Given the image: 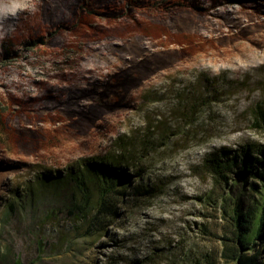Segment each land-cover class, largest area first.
<instances>
[{
	"label": "rangeland",
	"instance_id": "1",
	"mask_svg": "<svg viewBox=\"0 0 264 264\" xmlns=\"http://www.w3.org/2000/svg\"><path fill=\"white\" fill-rule=\"evenodd\" d=\"M58 1L22 0L15 16L0 14V264H224L200 224L222 222L202 201L230 191L223 180L212 189L206 164L236 159L231 175L255 181L254 159L264 154V0L260 12L238 3L213 11L212 21L228 13L249 27L227 24L222 32L234 34L211 39L163 26L177 12L201 16L189 0ZM138 34L160 38L168 57L138 55ZM107 41L120 42L115 54L99 49ZM195 42L214 51L164 70ZM118 152L130 185L147 190L119 199V216L92 240L63 207L66 174ZM259 245L264 239L248 252Z\"/></svg>",
	"mask_w": 264,
	"mask_h": 264
},
{
	"label": "trees",
	"instance_id": "2",
	"mask_svg": "<svg viewBox=\"0 0 264 264\" xmlns=\"http://www.w3.org/2000/svg\"><path fill=\"white\" fill-rule=\"evenodd\" d=\"M34 1L40 8L58 7L59 5L58 0ZM189 1L202 6L203 14L195 16L194 14H189L188 12L190 11H184L182 13L177 12V14L172 15L169 19L167 18L163 26L172 32L171 36L185 33L190 36L195 35L211 39L213 36L223 37L222 35L227 36L228 33L230 35L234 34L231 32L233 29H227L225 33L222 32V27L227 24L231 26H240L241 24L249 27L248 20H245L247 21L246 23H242L239 19L240 17H233L232 14L228 13L219 14L221 21H212V12L227 3H238L241 9L250 7L251 11L255 12L262 10L261 0ZM238 13L241 15L240 9ZM157 19L152 20L154 25L160 23ZM20 22L21 20H18L15 23L16 28L19 27ZM208 28H212L211 34L206 35L205 33ZM157 32L158 29L155 28L153 34L157 35ZM159 40L160 38H156V36L148 39L143 34H138L132 39L131 45L135 46L138 55L146 56L152 52L150 59L153 61H158V59L165 60L168 55L166 53H159L157 48ZM119 44L120 42L107 41L102 43L103 48H98L105 50L109 54H115L119 48ZM140 44L144 45L140 46ZM199 44V42L191 44V53L188 56L180 54L174 58L172 57L169 60V68H165L164 70L171 69L176 64L189 60L197 54L214 51V49H210L204 52ZM215 51L218 52L217 50ZM131 58H133V55L129 57V59ZM258 115L264 118L263 111H259ZM259 154L260 159L255 157L254 162L256 167L250 172L255 181L250 182L248 185L245 181L240 182L239 177L234 178L231 175L232 169L237 168L236 159L225 162L211 161L209 164H206L210 176L214 178L212 189L214 190L216 188L215 184L223 180L228 191H230V195H221L214 199H211V195H208L205 201H202L203 203L207 202L206 204L210 203L214 208L220 210L219 218H221L222 222L213 230L208 228L206 224H200V230L204 234L212 236L219 242L220 250L218 257L224 264H264L262 245H259L256 251L248 252L252 248L251 245L258 238L264 239V154L262 151ZM126 161V157L121 152H118L117 155L107 153L91 160L78 161L77 164L68 169L66 174L68 180L67 178L66 180L72 183V185L67 188V200L63 207L67 210L68 214L72 215L73 225L77 231L82 232V236L91 237L92 240L97 239L98 234L103 230L104 224L108 220H115L119 216V206H117L119 199L122 200V197L128 194L137 195L147 190V185L144 186V184L137 186L130 185V176L123 168ZM244 166L246 167L245 160H243L242 167ZM137 172V174H140L141 170ZM60 180L57 179V182H63ZM124 182L123 188L122 184ZM233 188L236 190L233 191ZM93 193L96 194V199L94 200ZM136 198H134V201ZM10 208L12 209V206ZM261 242L260 240L259 243ZM214 262L215 260L210 261L211 264H214ZM12 264L22 263L16 259L12 261ZM111 264H115V262Z\"/></svg>",
	"mask_w": 264,
	"mask_h": 264
},
{
	"label": "clouds",
	"instance_id": "3",
	"mask_svg": "<svg viewBox=\"0 0 264 264\" xmlns=\"http://www.w3.org/2000/svg\"><path fill=\"white\" fill-rule=\"evenodd\" d=\"M27 7L26 4L22 3V0H9L6 6H0V14H10L15 16L17 11Z\"/></svg>",
	"mask_w": 264,
	"mask_h": 264
}]
</instances>
